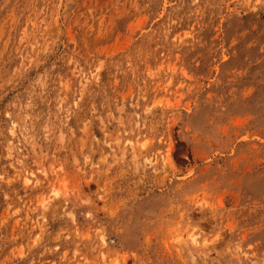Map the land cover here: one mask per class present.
Wrapping results in <instances>:
<instances>
[{"label":"rangeland","instance_id":"1","mask_svg":"<svg viewBox=\"0 0 264 264\" xmlns=\"http://www.w3.org/2000/svg\"><path fill=\"white\" fill-rule=\"evenodd\" d=\"M0 264H264V0H0Z\"/></svg>","mask_w":264,"mask_h":264}]
</instances>
